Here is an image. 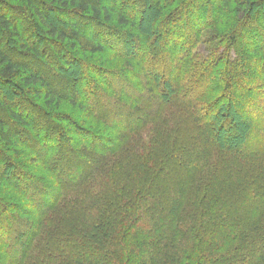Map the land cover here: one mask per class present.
I'll use <instances>...</instances> for the list:
<instances>
[{"label": "trees", "instance_id": "trees-1", "mask_svg": "<svg viewBox=\"0 0 264 264\" xmlns=\"http://www.w3.org/2000/svg\"><path fill=\"white\" fill-rule=\"evenodd\" d=\"M0 35V264H264V0H0Z\"/></svg>", "mask_w": 264, "mask_h": 264}, {"label": "rangeland", "instance_id": "rangeland-1", "mask_svg": "<svg viewBox=\"0 0 264 264\" xmlns=\"http://www.w3.org/2000/svg\"><path fill=\"white\" fill-rule=\"evenodd\" d=\"M16 8H22L21 6H16ZM23 12H25L24 10H22V13ZM25 16H27V14H25ZM24 15L22 16V18H20L21 20V22H22V24H23V22H25L26 20H27V17H25ZM49 18L51 17V15L50 16H48ZM27 23V22H26ZM29 23V22H28ZM30 26V25H29ZM31 28L32 27H30L29 28V30L28 31H31ZM27 38H29L30 36H29V34H27V36H26ZM0 44L5 48V50H7V51H9V49L10 50H17L18 48L17 47H13L12 46V43H11V46H7V43H6V40H5V38H4V35H0ZM36 47H38V48H42L43 49V51H45V50H49V47H48V45L46 44V43H43V42H41V45H36ZM6 51V52H7ZM17 52V51H16ZM9 53H10V51H9ZM18 54H16V56L15 57H17V58H21L22 59V55L19 53V52H17ZM9 55H11V54H9ZM87 55L85 56H80V58L81 59H85V61L88 63V61L89 62H93V63H95V64H97L99 67H102V61H101V54H96V56H94V57H91L90 59H87ZM25 60H26V58H25V56L23 57ZM114 59H112V61H113ZM47 62V61H46ZM110 62H111V60H110ZM48 63V62H47ZM42 68H43V70H46V69H44V68H46V64L45 63H43L42 64ZM77 69H79L78 67H76ZM75 69V68H74ZM86 72H87V70H85ZM12 82H15V83H18L19 84V86H20V83L18 82V78L15 76V77H13V79H12ZM10 88V87H9ZM13 95V100L15 101V102H17V103H22V99H21V97H19L18 95H15V94H12ZM31 98V97H30ZM56 110H58L59 112L60 111H62L63 113H65V114H69L70 116H72V117H75L76 119H77V121L80 123V124H82L83 125V127L84 128H88V129H90V130H93V131H95V128H96V131H97V129H100V127H99V122H97V121H94V120H92V119H90L89 117H84L83 116V114L82 113H80V112H77L76 110H75V108L73 107V106H71L70 104H68V103H65V104H63L61 107H58ZM84 122V123H83ZM259 129H261L262 127H261V125H258L257 126ZM243 131V130H242ZM242 131H238V132H242ZM221 134H226V133H228L227 132V130L226 129H224L223 130V132L221 131L220 132ZM110 135H113V132H109L108 134H107V136H109V137H111ZM234 139L232 138V140L231 141H233ZM237 145L236 144H233V147H236ZM23 160V159H22ZM178 160L179 159H176L175 161H174V164H176V165H178L177 163H178Z\"/></svg>", "mask_w": 264, "mask_h": 264}]
</instances>
